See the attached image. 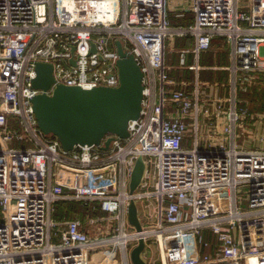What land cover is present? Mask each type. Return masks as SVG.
Listing matches in <instances>:
<instances>
[{"label": "built area", "instance_id": "built-area-1", "mask_svg": "<svg viewBox=\"0 0 264 264\" xmlns=\"http://www.w3.org/2000/svg\"><path fill=\"white\" fill-rule=\"evenodd\" d=\"M168 1L0 0V137L11 144L0 148V264H88L96 251L105 253L99 264H119L117 255L130 264L140 236L145 250L160 247L149 264H264V0ZM170 11L191 22L172 25ZM175 37L193 39L180 51L190 91L168 76L166 40ZM117 39L143 73L140 116L107 151L64 152L37 128L35 64L52 66L48 95L57 84L116 87ZM216 39L228 46L221 96L199 80V55ZM254 91L261 96L243 98ZM139 156L147 170L130 194ZM131 199L141 232L127 221ZM59 201L101 214L55 220ZM98 226L105 236H92Z\"/></svg>", "mask_w": 264, "mask_h": 264}, {"label": "water", "instance_id": "water-1", "mask_svg": "<svg viewBox=\"0 0 264 264\" xmlns=\"http://www.w3.org/2000/svg\"><path fill=\"white\" fill-rule=\"evenodd\" d=\"M119 84L116 87L82 88L57 84L51 95L46 90L53 83L52 66L35 64L32 87L43 90L32 97L31 104L37 128L55 137L64 152L75 147L95 146L102 151L110 147L113 136H129L128 124L140 116L143 102V73L134 55L121 40L115 41ZM110 134L111 136H107ZM147 163L142 157L130 169L128 192L134 193L143 183ZM127 221L137 232L142 231L137 201L127 206ZM145 239L140 236L129 252L130 264H148L144 257Z\"/></svg>", "mask_w": 264, "mask_h": 264}, {"label": "crops", "instance_id": "crops-1", "mask_svg": "<svg viewBox=\"0 0 264 264\" xmlns=\"http://www.w3.org/2000/svg\"><path fill=\"white\" fill-rule=\"evenodd\" d=\"M177 1L178 0H169L168 4L170 3V4L173 5ZM169 19H170L172 25H186V24L191 22L192 14L188 13L186 15V17L180 18V17H176L175 14L170 11L169 12ZM166 41H168V43H170L169 45L172 48L177 46V45H181V47H183L181 49H190V47L193 44V39L192 38H187V37L186 38L175 37V38L168 39ZM216 42H218V39H216L214 41V43H216ZM178 55H179V63H180V52L179 51H178ZM167 60H168V58L166 59V63H167ZM177 60H178V58H177V55H176V61ZM193 61H194L193 55H191V53L187 52L185 54V63L191 64V63H193ZM227 64H228V52L201 53L199 55V65L202 67V69L199 71V80L200 81H205V79L213 80L214 78L215 79H221V78L223 79V78H225L228 75V72L225 69ZM183 69L185 71L180 72L178 74L176 73L175 76H176V78L180 76L183 80H185L186 82H184V83L188 84L185 88H186V90L190 91L192 89L191 84H192L193 79H194V75H193L194 73L191 70H187L185 67H183ZM168 76L172 80L169 72H168ZM215 79L213 81H216ZM182 83L183 82H181V84ZM181 84H175L174 83L173 88H182ZM211 92H212V94H216L217 93V95L221 96V91H220L219 88L217 89L216 93L213 90ZM59 202H57V203H59ZM66 202H75V201H66ZM57 203H55V205H54V211H53V214H52L53 219H55V220H58V219H56L54 217L55 206H56ZM75 203H77L79 205H82L79 202H75ZM76 216L82 217L83 215L82 214L77 215L75 213V214H73V217L71 216V218L64 217V218H61V219L62 220H71L74 217L76 218ZM102 216H103V214H102ZM94 233H92L93 234L92 236L96 237V238L101 237V236H105V235H103L104 232H102V231H98L96 234H94ZM149 246H150V248L148 250L147 249L144 250V253H143L148 264L150 262L155 261V260H159V258H160V250H159L160 247L157 244H151ZM154 246L157 248L156 251H155ZM103 254H105V253H102L100 251L94 252L93 255L91 256V258L89 259L88 264H99L100 263V259L103 256Z\"/></svg>", "mask_w": 264, "mask_h": 264}, {"label": "rangeland", "instance_id": "rangeland-1", "mask_svg": "<svg viewBox=\"0 0 264 264\" xmlns=\"http://www.w3.org/2000/svg\"><path fill=\"white\" fill-rule=\"evenodd\" d=\"M243 1V0H241ZM170 43H168V41H166V47H165V56H166V59L168 58L167 60V66H168V72L172 78V81L175 83V84H181V82H186L185 80H183L180 76L176 78L175 74L177 73H180V72H183L185 71L182 67V65L179 63V55H178V51L180 52L183 48L181 47V45H177L175 47H171L169 45ZM212 52L214 53H218V52H227L228 50V46L227 44L224 42V41H221V40H218V42L212 44V47L210 49ZM176 55H177V58L178 60L176 61ZM227 78V76L225 78H221V79H215L216 81H213V80H208V79H205V81H202L204 83L205 86H208V89L210 91H214L215 93L217 92V89L219 88L220 91H221V95H224L225 94V79ZM214 82H217V85L214 83ZM261 96V94L257 93L256 91H254L252 94L248 93V94H243V98L247 101L250 102V99L254 100V99H257ZM256 110H262L261 108H256ZM241 124V120L239 121V124ZM238 131H239V128H238ZM242 132L244 133V135L248 132V125L247 123H243L242 122ZM12 146L13 147H25L27 146V144L25 143H21V142H18V141H14L12 143ZM0 148L1 149H8V148H11V144L8 143V142H5L1 139L0 137ZM154 170V165H151L150 166V169H149V172L150 174L152 173V171ZM244 197V196H243ZM80 213L83 215L82 217L79 216L80 219L82 220H86L87 216H90L91 214L86 212V213H82V211L80 210ZM76 214H79V213H76ZM101 230V227L99 228L96 227L94 228V231L96 234L98 231ZM155 248V251L157 250V248L154 246ZM117 262L120 264L121 263V257L120 255H117Z\"/></svg>", "mask_w": 264, "mask_h": 264}, {"label": "trees", "instance_id": "trees-1", "mask_svg": "<svg viewBox=\"0 0 264 264\" xmlns=\"http://www.w3.org/2000/svg\"><path fill=\"white\" fill-rule=\"evenodd\" d=\"M203 53H212V51L208 50V51L203 52ZM80 210L82 211V213L88 212L93 216H98L101 214V212L97 208L92 209V207L86 206L84 204L79 205L75 202L60 201L55 206L54 217L58 220H62L61 218H64V217L71 218V216L73 217V214H75V213L81 214ZM79 214H77V215H79ZM76 217H79V216H76Z\"/></svg>", "mask_w": 264, "mask_h": 264}]
</instances>
